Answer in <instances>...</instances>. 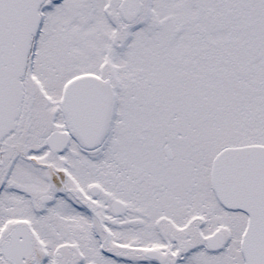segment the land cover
<instances>
[{"label":"snow or ice","instance_id":"6c2138e0","mask_svg":"<svg viewBox=\"0 0 264 264\" xmlns=\"http://www.w3.org/2000/svg\"><path fill=\"white\" fill-rule=\"evenodd\" d=\"M0 264H264V0H0Z\"/></svg>","mask_w":264,"mask_h":264}]
</instances>
